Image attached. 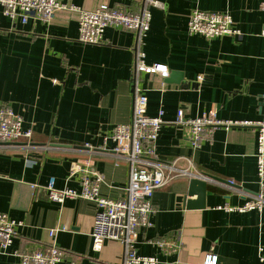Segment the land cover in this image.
<instances>
[{"label":"crops","instance_id":"crops-1","mask_svg":"<svg viewBox=\"0 0 264 264\" xmlns=\"http://www.w3.org/2000/svg\"><path fill=\"white\" fill-rule=\"evenodd\" d=\"M62 1L86 10L103 4L135 14L149 10L150 29L141 48L147 64L163 63L169 73L135 76L138 46L131 30L108 28L102 44L90 45L79 40L75 12H58L51 23L31 19L22 24L5 16L0 4V111L11 108L33 132L30 139L0 144V213L20 223L11 248L0 250V264H21L15 252L49 247L50 230H56L54 239L64 252L59 264L122 263L120 242L107 241L100 251L93 248V202L67 198L55 203L45 188L54 178L59 189L80 190L71 168L90 164L103 175L102 196L125 197L129 164L111 150L114 143L104 145V139L115 126L131 122L137 86L148 97V115L162 111L168 122L176 121L180 109L191 118L214 113L220 119L255 121L264 116L260 0ZM195 9L230 14L242 35L209 39L191 34L188 20ZM176 73L183 75V83L167 81ZM256 137L253 128L219 129L193 148L188 128L162 126L158 161L176 162L178 168L221 181L207 179L203 209L185 206L189 176L158 189L153 226L139 231V255L157 257L158 264H204L208 254L217 256V264H262L258 247L264 245V208L219 209L240 206L258 191ZM164 239L170 248L157 245Z\"/></svg>","mask_w":264,"mask_h":264},{"label":"built area","instance_id":"built-area-1","mask_svg":"<svg viewBox=\"0 0 264 264\" xmlns=\"http://www.w3.org/2000/svg\"><path fill=\"white\" fill-rule=\"evenodd\" d=\"M260 9L264 11V0H260ZM152 4L156 1L147 0ZM4 15L12 20L20 19L27 24L34 19L44 23H51L58 12L67 11L78 14L79 40L82 43L98 45L104 42L105 32L108 28L131 30L136 34L137 56L135 63V76L146 73H159L167 75L168 67L163 63L147 64L146 55L141 48L143 39L150 29L152 15L144 9L142 13L135 14L122 8L110 7L106 4L96 10H86L77 5L62 0H0ZM188 29L191 34H199L206 38L232 36L240 37L242 34L236 28L232 16L228 13L209 12L195 9L188 20ZM264 35V30L262 32ZM201 80V78H200ZM264 102V95L262 97ZM148 97L145 91L137 86L133 116L130 123L115 126L112 132L104 139L114 143L113 149L129 164V183L126 195L122 199L112 200L102 196L101 185L103 175L91 167L73 164L71 177L78 176L81 189H59L56 180L52 178L45 188L50 201L62 203L67 198H81L91 201L96 206V213L91 234L93 248L100 251L107 241H118L122 244L124 257L121 264H158L157 257L141 256L137 251L139 231L141 228L153 226L150 218L155 212L153 198L155 192L167 186L179 176H189L209 179L202 173H195L190 168H178L176 162L158 161L156 142L160 129L167 123L184 126L190 131L189 143L198 148L202 141L211 140L219 129L230 130L235 127L253 128L257 132L256 162L259 189L240 206H219L228 212H246L263 210L264 208V116L260 120H230L220 119L216 114H203L196 118L187 117L180 109L175 122L164 119L160 111L158 116H149ZM32 130L24 128L23 117L11 108L5 107L0 111V144L6 146L22 139H30ZM105 148V147H104ZM207 177V178H206ZM234 185V182H230ZM38 185H33V188ZM20 223L11 219L7 214L0 213V250L8 251L13 243L16 228ZM56 230H50L52 242L49 247H38L27 253L15 252L21 264H59L64 252L58 247L55 238ZM160 248H170L168 240H159ZM259 261L264 264V245L258 247ZM204 264H217V256L208 254Z\"/></svg>","mask_w":264,"mask_h":264},{"label":"water","instance_id":"water-1","mask_svg":"<svg viewBox=\"0 0 264 264\" xmlns=\"http://www.w3.org/2000/svg\"><path fill=\"white\" fill-rule=\"evenodd\" d=\"M168 82L183 83V75L181 73L172 74L167 80ZM194 86V85H193ZM51 147L65 148V149H76L83 148L78 146L66 145V144H51ZM208 180L221 181L217 177L207 176ZM204 178L191 177L189 180V185L187 189V194L185 196V206L187 209H203L205 208V197L208 191L209 181ZM230 184V182L225 181ZM197 196L196 200L190 199V197Z\"/></svg>","mask_w":264,"mask_h":264}]
</instances>
